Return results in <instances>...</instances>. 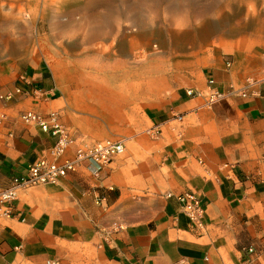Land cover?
Here are the masks:
<instances>
[{"label": "crops", "instance_id": "obj_1", "mask_svg": "<svg viewBox=\"0 0 264 264\" xmlns=\"http://www.w3.org/2000/svg\"><path fill=\"white\" fill-rule=\"evenodd\" d=\"M192 1L171 17L174 24L191 25V47L197 49L173 60L188 65L177 68L184 71L182 83L163 102L147 105L143 123L132 120L145 130L121 140L122 153L101 170L85 160L55 182L18 187L12 215L0 216V264H264V0H204L202 6ZM94 3H84L88 15L98 17L87 32L100 34L83 39L84 47L115 39V18H137L144 10L142 2L132 7L131 0H107L101 14ZM120 3L123 11L115 8ZM163 30L172 43V29ZM115 40L125 53L134 45L131 33ZM200 49L204 54L196 56ZM209 79L219 89L247 87L248 94L209 107L201 95L175 94L182 88L204 91ZM153 84L125 83V89L144 94ZM16 87L23 91L0 100V190L24 176L29 164L53 159L55 136L22 122V112L59 111L73 141L58 161L100 141L91 132L99 122L74 114L42 59L31 57L0 74V93ZM38 88L42 97L32 93ZM111 103L118 117L125 113L127 101L120 108ZM84 104L91 112L104 105L99 96ZM175 115L185 119L181 134ZM183 192L199 198L200 225L191 223L177 201Z\"/></svg>", "mask_w": 264, "mask_h": 264}, {"label": "rangeland", "instance_id": "obj_2", "mask_svg": "<svg viewBox=\"0 0 264 264\" xmlns=\"http://www.w3.org/2000/svg\"><path fill=\"white\" fill-rule=\"evenodd\" d=\"M85 2L87 0H0V74H5L15 64L31 57L42 59L55 75L58 90L73 103L74 114L88 115L99 122V128H92L91 131L94 135L99 133L97 140H125L145 130L136 127L132 120L143 123L147 105L163 102L185 77L184 71L177 68L188 65H177L173 60L197 50L191 47L190 38L194 33L189 31L191 25H182L180 22L174 24L171 17L172 14L187 10V3L193 4L194 1L148 0L146 9L145 0H131L132 7L144 3L143 14L137 15V18L131 13L115 18V39L130 33L134 37V45L127 53L117 47L113 36L97 39L86 44L90 47H84L83 39L89 38L87 31L98 20L97 16L88 15ZM198 2L202 6L204 0ZM117 7L123 11V3L115 5ZM93 9L101 14L107 12V0H95ZM153 19L156 20L154 23L151 22ZM164 28L172 29V43L164 33ZM173 39L177 43L174 47ZM178 41L181 46H178ZM202 54L204 52L200 49L195 55ZM125 70H131L135 75L130 72L125 77ZM143 80L154 83L144 94L139 88L125 89V83L135 85ZM93 83L106 89L85 88L93 86ZM185 93L183 88L175 91L180 97ZM97 96L102 98L104 105L97 112L88 111L84 104L86 98ZM124 100L127 101L125 113H119L118 117L113 107H110L111 102H116V107L120 108ZM198 118L203 119L204 116ZM184 123V118L174 122L178 134H181ZM153 134L156 136L159 132Z\"/></svg>", "mask_w": 264, "mask_h": 264}, {"label": "built area", "instance_id": "obj_3", "mask_svg": "<svg viewBox=\"0 0 264 264\" xmlns=\"http://www.w3.org/2000/svg\"><path fill=\"white\" fill-rule=\"evenodd\" d=\"M23 90L16 87L13 92L0 93V100L9 101L15 93ZM33 95L42 97V89H33ZM186 94L189 96H203L204 105L212 106L233 96H246L247 87L226 89L217 88L211 79L208 80L204 91L188 89ZM176 119L182 120L181 115H175ZM22 122L39 126L43 131L55 136V143L52 146L53 159L41 158L29 164L24 176L13 178L9 187L0 190V216L12 215V203L17 198L18 187H28L32 185L55 182L59 176L66 175L73 171L82 161H88L94 165L96 170H101L114 156L122 153L124 146L121 140L103 139L89 145L76 147L71 158H64L58 161L57 158L64 155L73 138L68 129L60 121L58 111H50L46 115L34 111H25L20 114ZM168 193L167 196H171ZM177 201L181 204L184 213L191 223L201 224L203 207L197 195L193 192H183L177 194Z\"/></svg>", "mask_w": 264, "mask_h": 264}, {"label": "bare ground", "instance_id": "obj_4", "mask_svg": "<svg viewBox=\"0 0 264 264\" xmlns=\"http://www.w3.org/2000/svg\"><path fill=\"white\" fill-rule=\"evenodd\" d=\"M97 34H100L99 32H97V31H90L89 32V38H92V37H94V36H97ZM117 88V87H116Z\"/></svg>", "mask_w": 264, "mask_h": 264}]
</instances>
